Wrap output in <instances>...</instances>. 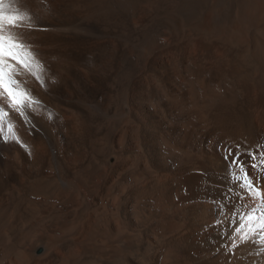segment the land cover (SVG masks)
Wrapping results in <instances>:
<instances>
[{
  "label": "bare ground",
  "instance_id": "bare-ground-1",
  "mask_svg": "<svg viewBox=\"0 0 264 264\" xmlns=\"http://www.w3.org/2000/svg\"><path fill=\"white\" fill-rule=\"evenodd\" d=\"M4 5V51L39 103L0 95V264H264L260 211L229 239L264 171L241 156L255 196L224 158L264 145V0Z\"/></svg>",
  "mask_w": 264,
  "mask_h": 264
},
{
  "label": "snow or ice",
  "instance_id": "snow-or-ice-1",
  "mask_svg": "<svg viewBox=\"0 0 264 264\" xmlns=\"http://www.w3.org/2000/svg\"><path fill=\"white\" fill-rule=\"evenodd\" d=\"M4 0H0V28L3 26V21H4ZM14 12L17 11V9H13ZM19 19L21 21L24 20H29L30 17H28L25 14H18L17 16L10 17L9 18V23H13L14 20ZM3 40L4 37L0 36V95H4L5 92L7 93L8 99L11 101L12 106H16L19 104H23V100H17L13 93L19 89L22 94L30 101L29 107L32 106L33 103L38 104L39 101L36 100L32 95L30 90H25L24 86L20 83V81L15 79V76L20 75L21 73L12 67L9 64L10 60L16 59L18 60V57H16L12 52H5L4 51V46H3ZM20 47H24V45H20ZM28 55L30 58L33 60L35 59V53H32L31 51L28 52ZM5 57L8 59L6 60ZM37 66L40 69V75L39 79L43 82V75L42 73L44 72L43 65L41 62L38 60L35 61ZM6 66L11 67V71H7L6 73ZM26 66V65H25ZM7 75V79H6ZM21 114H23V110L21 109ZM258 151L253 152L251 149H244L242 148L241 145H236V151L233 153V149L230 146H226L224 148L225 152V160L229 161V166L232 168L235 166L239 170L240 174L233 173V181L234 182H240V187L246 189L248 192L252 193L255 196H260L259 188L253 183V180L255 179L254 177H251L245 167L244 162L241 160V156L247 152V155L252 157L253 161H258L257 163H253L251 167L256 168L258 171H264V145H258L257 146ZM231 193H232V188L227 189V194L224 195V201H229L231 199ZM239 196V194H237ZM243 198V197H239ZM261 203L257 205L256 208H253L251 210L252 214L246 215L244 217L245 223L239 224L238 227L234 229L232 237H229V239L232 241L231 247L235 248L238 247L240 243H243L245 241H249L251 239V235L253 232L256 231L254 228H249L247 232L244 231L245 224L250 223L251 221H254L257 219L255 216L256 211L261 212L260 216V223L256 225V228L261 229L262 231L259 233L260 236V243H264V197H261ZM221 201H218L217 204L218 206L221 204ZM223 209L221 208V211ZM232 216L236 217L238 216L237 212H232ZM215 223H220V221H216ZM243 234L241 235V233ZM239 236V239L236 240L235 237Z\"/></svg>",
  "mask_w": 264,
  "mask_h": 264
}]
</instances>
